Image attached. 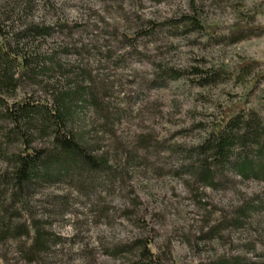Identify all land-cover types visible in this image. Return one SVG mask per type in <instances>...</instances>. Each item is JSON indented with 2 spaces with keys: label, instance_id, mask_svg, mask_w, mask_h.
<instances>
[{
  "label": "rangeland",
  "instance_id": "obj_1",
  "mask_svg": "<svg viewBox=\"0 0 264 264\" xmlns=\"http://www.w3.org/2000/svg\"><path fill=\"white\" fill-rule=\"evenodd\" d=\"M0 11L31 58L13 97L61 94L74 134L108 166L38 181L25 214L48 242L29 255V239L9 235L0 264H146L139 240L159 264H264V179L226 166L214 187L198 184L188 151L240 108L264 116V0H0ZM207 68L218 80L198 82Z\"/></svg>",
  "mask_w": 264,
  "mask_h": 264
},
{
  "label": "trees",
  "instance_id": "obj_2",
  "mask_svg": "<svg viewBox=\"0 0 264 264\" xmlns=\"http://www.w3.org/2000/svg\"><path fill=\"white\" fill-rule=\"evenodd\" d=\"M1 17L0 11V240L9 235L24 236L32 244L28 253L33 255L31 249L44 246L50 236L39 220L25 214L36 183L49 178L54 171V177L60 178L70 169L88 166L104 171L108 166L81 135L74 134L69 104L61 94L51 102L13 97L29 70L31 58L20 44V33L8 30V17ZM200 71V83L215 82L220 75L213 68ZM34 136L47 139L45 146H34ZM188 151L195 165L190 173L198 184L214 187L216 171L226 166L242 178L264 179V116L240 108L221 117L202 141ZM16 204L20 210L13 208ZM16 216L22 218L21 223L13 224ZM138 243L146 264H159L158 254L145 241Z\"/></svg>",
  "mask_w": 264,
  "mask_h": 264
}]
</instances>
